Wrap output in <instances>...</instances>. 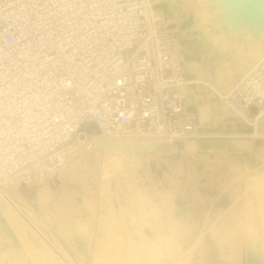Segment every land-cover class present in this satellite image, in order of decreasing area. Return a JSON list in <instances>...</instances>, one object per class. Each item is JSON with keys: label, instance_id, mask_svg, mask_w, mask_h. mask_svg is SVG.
Returning a JSON list of instances; mask_svg holds the SVG:
<instances>
[{"label": "built area", "instance_id": "built-area-1", "mask_svg": "<svg viewBox=\"0 0 264 264\" xmlns=\"http://www.w3.org/2000/svg\"><path fill=\"white\" fill-rule=\"evenodd\" d=\"M182 62L158 0H0V190L16 174L19 187L49 181L96 139L177 157L188 139L264 137L197 127ZM225 99L248 124L264 115V53Z\"/></svg>", "mask_w": 264, "mask_h": 264}, {"label": "rangeland", "instance_id": "rangeland-1", "mask_svg": "<svg viewBox=\"0 0 264 264\" xmlns=\"http://www.w3.org/2000/svg\"><path fill=\"white\" fill-rule=\"evenodd\" d=\"M173 1L178 4L171 13L174 29L186 33L188 37L202 33L208 37L209 43L214 34L228 42L221 50L224 58L228 57L227 65H232L231 69L235 71L237 84L241 70L242 73L246 71L248 65L264 53L263 49L247 54L253 43L254 46L256 43L264 46V0H214L202 4L200 0ZM244 1L248 3L244 5ZM196 5L204 6L208 14L202 29L196 26L202 20L197 15ZM215 16L218 25L209 22ZM206 23L209 25L205 27ZM199 55L198 59H206L203 54ZM191 87L199 106L215 117L210 116L211 120L203 121L195 111L198 113L197 127L222 130H237L245 126L254 130L255 127L254 134L264 136L259 134L264 133V122L256 119L253 125L244 121L232 104L229 106L230 103L223 101L219 85L194 81ZM223 105L227 106L226 110ZM201 139H218L221 144H186L177 157L164 150H161L163 157L160 158L154 153H146L141 155L138 164L110 175L112 178L100 173L103 168L98 160L97 167L90 171V178L79 177L74 184H67L60 177V170L49 180L56 198L60 200L59 206L63 208H59L57 218L52 216L56 204L52 206L49 203L41 209L37 201H31L39 185L29 188L22 184L18 190L20 197H14L39 217V225L53 237V241L57 239L55 243L68 250L75 264H96L97 261L98 264H246L247 252L252 249L248 243L250 232H253V247L255 245L254 248L264 252V214L257 209V201L264 194V137L198 138ZM102 154L105 156L108 153L104 150ZM161 158L171 163L166 164ZM189 185L194 188L193 191H188ZM190 192L195 199L193 206L180 202L184 197L188 203L192 199ZM224 196L227 197V204L221 203V200L226 201ZM3 203L7 206L4 199ZM250 205H255L253 214L248 212ZM15 218L16 227H11L4 217L0 219L1 226L3 224L5 228L0 226V264H59L54 251L41 237L19 216ZM59 220L64 222L61 224L67 227L68 233L60 230ZM84 220L90 222L91 235L89 238L81 237L83 244L76 248L70 244L69 236L80 237V224ZM96 225L98 233L95 238ZM251 225L255 227L254 231L249 228Z\"/></svg>", "mask_w": 264, "mask_h": 264}, {"label": "bare ground", "instance_id": "bare-ground-1", "mask_svg": "<svg viewBox=\"0 0 264 264\" xmlns=\"http://www.w3.org/2000/svg\"><path fill=\"white\" fill-rule=\"evenodd\" d=\"M161 4L162 9L165 12V17L167 20V23L172 24V20L173 16H172V10L175 11L176 7L178 4H176L173 0H158ZM184 1V0H183ZM210 1H214V0H200L201 4L202 3H207ZM217 1V0H216ZM215 1V2H216ZM226 1V0H225ZM224 1V2H225ZM237 1V0H236ZM248 1V0H247ZM251 1V0H250ZM248 1V2H250ZM255 1V0H254ZM233 2V1H232ZM241 2V1H240ZM244 1V5L245 3H248ZM263 2V1H262ZM212 3V2H210ZM220 3V2H219ZM218 3V4H219ZM242 3V2H241ZM258 3V2H257ZM256 3V4H257ZM229 4V3H228ZM259 4V3H258ZM206 5V4H204ZM215 5V4H214ZM235 5V3H234ZM239 5V4H238ZM243 5V4H241ZM228 6V5H227ZM255 6V5H254ZM263 6V5H261ZM219 7H222L219 5ZM244 7V6H243ZM242 7V8H243ZM252 7V5H251ZM213 8V6H212ZM241 8V6H240ZM254 8V7H253ZM252 8V11H253ZM222 9V8H221ZM220 9V10H221ZM231 9V8H230ZM236 9V8H235ZM223 10V9H222ZM248 10V9H247ZM260 10V9H258ZM257 10V11H258ZM196 11H197V15L202 17L201 22H197L196 26L199 29L203 28V24L206 20V15L207 11L205 9L204 6H200V5H196ZM217 11V10H216ZM233 11V10H232ZM231 11V12H232ZM235 11V10H234ZM238 11V10H237ZM236 11V12H237ZM245 11V10H244ZM221 12V11H219ZM256 12V11H255ZM225 13V12H224ZM254 13V12H253ZM218 14V13H217ZM248 14H250L248 12ZM216 15V14H215ZM246 15V14H245ZM244 16V15H243ZM257 16V14H256ZM228 17V16H227ZM237 17V16H236ZM239 17V16H238ZM258 17V16H257ZM212 18V17H211ZM231 18V17H229ZM252 18V17H250ZM259 19V18H258ZM261 19V18H260ZM209 20V19H208ZM207 20V21H208ZM232 20V19H231ZM239 20V19H238ZM245 20V19H244ZM241 21V20H240ZM255 21V20H253ZM259 21V20H258ZM262 21V20H261ZM214 25H218V19L217 16L213 17V21H209ZM235 22V21H234ZM243 22V21H242ZM246 22V21H244ZM210 23V24H211ZM261 23V22H260ZM234 24V23H233ZM241 24V23H240ZM246 24V23H245ZM254 24V23H253ZM206 25L209 24H205ZM213 25V26H214ZM232 25V24H231ZM251 25V24H250ZM257 25V23H256ZM234 26V25H233ZM237 26V25H236ZM242 26V25H241ZM240 26V27H241ZM248 26V25H247ZM209 27V26H208ZM212 27V26H210ZM221 27V26H220ZM258 27V26H257ZM254 28V27H253ZM226 29V28H225ZM248 29V28H247ZM257 29V28H255ZM176 30V29H175ZM211 30V28H210ZM209 30V31H210ZM228 30V29H227ZM245 30V29H244ZM251 30V29H250ZM179 37L181 38L182 41V53H183V67H184V71H185V75L187 78V83L185 84V86H183V90L188 94V98H189V102L190 105L192 106L194 111H198L200 118H202L203 121L205 120H209L211 113L209 111H204L203 108L201 107V105L199 106V104L197 103L196 99H195V95L193 92V89L191 87V83L192 82H199V81H203L204 83H210L212 86L215 84L219 85L220 87V91H221V95L223 98V101L227 103H230L228 100L225 99V96L230 93L233 88L235 87V83L237 80H235V71L233 72V69H231L232 65H227V58H224V53L222 52L221 49H223L224 47H226L228 45V42L223 40L222 38H220L219 35L215 34L213 36H211L212 41L209 43L208 42V37L202 35V33L200 35H196L195 34H191L189 37L186 36L185 34H182L181 32H179L178 30H176ZM182 31V29H181ZM202 32V30H200ZM226 31V30H224ZM236 32L238 30H235ZM258 31V30H257ZM212 32V31H211ZM232 32V30H231ZM240 32V31H239ZM250 32H254V31H249ZM213 33V32H212ZM224 33V32H222ZM190 34V33H189ZM225 34V33H224ZM185 35V36H184ZM231 34H229L228 36H230ZM239 35V34H238ZM248 35V34H247ZM252 35V34H251ZM250 35V36H251ZM255 35V33H254ZM259 35V34H258ZM226 37V36H225ZM234 37V36H233ZM229 38V37H228ZM237 38V37H236ZM242 38V37H241ZM247 38V37H246ZM250 38V37H248ZM255 38V37H254ZM207 39V40H206ZM232 39V38H231ZM230 39V40H231ZM234 39V38H233ZM259 40H261L260 38H258ZM264 40V39H263ZM251 41V40H249ZM256 41V40H255ZM237 42V41H236ZM253 42V41H252ZM259 42V41H258ZM232 43V42H231ZM260 43V42H259ZM235 45V44H234ZM232 46V45H230ZM239 46V45H238ZM248 46V45H247ZM229 47V46H228ZM229 49V48H228ZM232 49V48H231ZM234 49V48H233ZM232 49V50H233ZM236 49V48H235ZM264 49V46H262L261 44L256 43L254 46L253 43V48L250 49V51H248L247 54H249L250 52L256 53V52H261ZM230 50V49H229ZM234 51V50H233ZM232 52V51H230ZM233 53V52H232ZM245 53V52H244ZM199 54H203L204 56H206L205 60L203 59L204 57H202V59L204 61H202L201 59H198V55ZM251 54V53H250ZM200 56V55H199ZM226 60V61H225ZM242 63V62H241ZM240 65V64H239ZM238 65V66H239ZM245 65V64H244ZM234 66V65H233ZM236 67V66H235ZM241 68V67H240ZM244 69V68H243ZM243 70H241V74L243 75ZM237 72V70H236ZM237 74V73H236ZM241 74L240 78L242 77ZM239 78V79H240ZM224 104V103H223ZM231 105V103L229 104V106ZM224 106V105H223ZM222 106V107H223ZM233 106V105H232ZM227 107V106H226ZM224 106V109L226 110V108ZM234 109V107H232ZM214 109V108H213ZM221 109V107L219 108ZM224 110V111H225ZM237 110V109H236ZM223 111V110H222ZM237 112V111H236ZM197 113V114H198ZM220 113V112H219ZM238 113V112H237ZM226 114V113H225ZM220 115V114H219ZM217 116V115H216ZM221 116V115H220ZM220 116H218L217 118H219ZM213 117V116H212ZM211 117V118H212ZM215 119V117H213ZM256 119H258L259 122H264V115L262 116H258ZM255 119V120H256ZM201 120V121H202ZM211 120V119H210ZM202 121V122H203ZM197 124H199L197 122ZM208 124V121H207ZM264 135V133H259ZM231 140V139H230ZM98 141V142H97ZM222 141V140H221ZM227 141V140H225ZM241 141V140H240ZM95 142V141H94ZM97 145L92 148L89 151H86L84 153H82L81 155L75 157L74 159H72L71 163L65 167L64 169L61 170L60 172V177L62 179H65V181H67L71 184V183H76L79 180V177L85 178L88 177L90 178V171L92 169H94V167H97V163L99 161V163L101 164L100 166L103 168V171L100 172L101 174L103 173L104 176L109 177L110 175H116L117 173H119L120 171L123 172V170L125 171L126 168L128 167H132L136 164L139 163V161L141 160V155L143 154H156L160 157H163L161 155V148L155 146L152 143H141L140 141L130 137V136H124V137H106L103 139H96ZM101 142V143H99ZM209 142H216L218 145H220V141H218V139H201L198 140V138H194V139H188L186 140V144H195L198 145V143H202V144H206ZM233 142V141H231ZM236 142V141H235ZM245 143V141H243ZM185 144V145H186ZM233 144V143H231ZM230 144V145H231ZM241 144H243L241 142ZM224 145V144H223ZM239 145V143H238ZM235 146V145H234ZM227 147H229L227 145ZM240 148V145H239ZM104 150L106 151V154L104 156V154H102V152H104ZM160 151V153H159ZM154 155V156H156ZM143 157V156H142ZM151 157V156H150ZM163 159V162L166 164L171 163L169 160H166V158H161ZM98 160V161H97ZM145 160V159H144ZM149 160V159H148ZM172 167V166H171ZM174 167V166H173ZM98 169V168H97ZM173 169V168H172ZM101 170V169H100ZM99 170V171H100ZM172 171V170H171ZM98 173V172H97ZM102 174V175H103ZM92 175V174H91ZM59 177V178H60ZM101 177V175H100ZM99 177V178H100ZM111 177V176H110ZM102 178H104L102 176ZM101 178V180H102ZM112 178V177H111ZM81 179V178H80ZM98 179V178H97ZM109 179V178H108ZM106 179V180H108ZM90 180V179H89ZM105 180V181H106ZM124 180V179H123ZM122 180V181H123ZM83 181V180H82ZM85 181V180H84ZM103 181V180H102ZM127 181V180H126ZM129 181V180H128ZM19 182H20V175L16 174L14 177V180H11L10 183H12L11 187L9 189H7L5 186L2 187L3 190H5L6 194L0 190V219L1 217H4V220H7L9 222V224H11L10 226H15L16 227V223L14 224L13 218L18 217L21 218L22 220H24V222H26V224H28L36 234H38L41 239L44 241V243L54 251L55 255L57 256V258L59 259V264H75L74 261L71 259L70 257V253L68 252V250L64 249L63 247H61L59 244L55 243V239L53 241V237L51 238L50 235L39 225L38 220L39 217L37 218L33 211L30 210L27 206L21 205L17 199L14 197V195L20 197V194L18 193L19 190ZM99 182V181H98ZM89 183V182H88ZM137 185V184H136ZM257 190V188H256ZM142 191V190H140ZM20 192V191H19ZM137 192V191H136ZM138 193V192H137ZM142 193V192H141ZM24 196V195H23ZM59 198V197H58ZM61 198V197H60ZM63 198V197H62ZM3 199L4 201L7 203V206L3 205ZM21 201V200H20ZM31 201L35 202L37 201V203L39 204L40 208L43 209L44 206H48V204H53L52 206H54L55 209V213L52 212L53 217L59 216L58 214H60V212H58L61 207V205L59 206L60 200H58L56 198V193L50 183V181L46 180L43 181L42 183L39 184L38 186V191L36 193L35 197L31 198ZM63 201V200H62ZM24 203V202H23ZM257 209L259 212H262V214H264V194L263 196L259 197L258 201H257ZM33 204V203H32ZM61 204V203H60ZM29 206V204H27ZM100 206V205H99ZM255 205H250L249 208V213L251 214L253 211V207ZM62 208V207H61ZM63 209V208H62ZM61 209V210H62ZM255 209V208H254ZM47 210V209H46ZM53 210V209H52ZM51 211V210H49ZM58 212V213H57ZM48 214V213H47ZM46 214V215H47ZM51 214V212L49 213ZM253 214V213H252ZM93 215V214H92ZM260 215V214H259ZM51 216V217H52ZM98 216V215H97ZM99 217V216H98ZM49 218V216H48ZM16 219V218H15ZM38 219V220H37ZM7 222V223H8ZM60 220L58 221V226H60L62 229H60L61 231H65L67 227H64V225H62L64 222H61ZM41 223V222H40ZM90 222L88 221H83L80 225H81V229L82 232L80 231V237L79 236H69V242L72 246L78 248V246L82 245V239H80L81 237H85V238H89V234H90ZM42 226H44L43 224H41ZM1 226V224H0ZM7 226V225H6ZM43 234L41 235V233L35 228V227ZM66 226V225H65ZM8 227V226H7ZM4 228L3 224L1 226V229ZM46 228V227H45ZM59 228V227H58ZM70 228V227H69ZM98 228V226H97ZM251 229V231L255 230V227L253 225H251L249 227ZM5 229V228H4ZM17 229V228H15ZM20 229V228H19ZM11 230V229H10ZM30 230V229H29ZM15 231V230H14ZM72 231V230H71ZM98 231V230H97ZM13 232V230L11 231ZM67 232V230H66ZM68 233V232H67ZM72 233V232H71ZM98 233V232H97ZM96 233V234H97ZM253 233V232H252ZM252 233L250 232L248 234V239H249V246L252 248L253 251H260L254 247H256L254 245L253 247V239L254 237H252ZM7 234V233H6ZM12 234V233H11ZM15 234V233H14ZM19 234V233H18ZM13 235V234H12ZM11 235V236H12ZM91 235V234H90ZM246 235V234H245ZM46 237L53 245L54 248L47 242V240L44 238ZM93 237V236H92ZM13 238V237H12ZM11 238V239H12ZM57 240V239H56ZM11 241V240H10ZM58 242V241H57ZM88 242V241H87ZM256 243V242H255ZM86 244V243H85ZM87 245V244H86ZM258 246V245H257ZM87 246H85L86 248ZM80 248V247H79ZM261 249V248H260ZM264 249V248H263ZM109 251V249H108ZM262 252V251H260ZM103 253V252H102ZM24 255V254H23ZM99 256V255H98ZM100 257V256H99ZM108 260L111 261V257L108 255ZM97 258V255H96ZM138 258V257H137ZM20 259V258H19ZM98 260V258H97ZM96 260V261H97ZM109 261V262H110ZM139 261V258H138ZM17 262V261H16ZM98 262V261H97ZM96 262V264H98ZM111 263V262H110ZM130 263V262H129ZM138 263V262H137ZM141 263V262H140ZM116 264V263H115Z\"/></svg>", "mask_w": 264, "mask_h": 264}, {"label": "crops", "instance_id": "crops-1", "mask_svg": "<svg viewBox=\"0 0 264 264\" xmlns=\"http://www.w3.org/2000/svg\"><path fill=\"white\" fill-rule=\"evenodd\" d=\"M246 264H264V252L253 251L247 252Z\"/></svg>", "mask_w": 264, "mask_h": 264}, {"label": "water", "instance_id": "water-1", "mask_svg": "<svg viewBox=\"0 0 264 264\" xmlns=\"http://www.w3.org/2000/svg\"><path fill=\"white\" fill-rule=\"evenodd\" d=\"M161 5V4H160ZM189 108H191V109H193L192 108V106L190 105L189 106ZM224 199L226 200L225 202H223L222 200H221V203L222 204H227L228 203V200H227V197L226 196H224ZM35 227V226H34ZM36 228V227H35ZM37 229V228H36ZM38 230V229H37ZM39 231V230H38ZM40 232V231H39ZM41 233V232H40ZM41 235H43L42 233H41ZM44 237V236H43ZM46 240H47V242L54 248V245L46 238V237H44Z\"/></svg>", "mask_w": 264, "mask_h": 264}]
</instances>
